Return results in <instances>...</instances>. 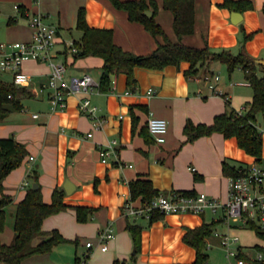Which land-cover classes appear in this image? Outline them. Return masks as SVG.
<instances>
[{
  "label": "crops",
  "instance_id": "obj_1",
  "mask_svg": "<svg viewBox=\"0 0 264 264\" xmlns=\"http://www.w3.org/2000/svg\"><path fill=\"white\" fill-rule=\"evenodd\" d=\"M156 1L159 4L158 23L170 39L177 41L173 13L164 9V0ZM223 1L196 0V30L183 42L198 48L208 43L215 51L230 49L237 54L241 50L244 27L248 34H254L246 43L247 51L256 59L264 60V0H252L255 8L241 13L239 23L233 22L232 11L219 6ZM16 5L25 9L27 18L44 14L59 26L61 37L57 49L61 53L59 60L68 66V78L91 74L100 81L104 66L100 57L75 61L72 54H62L66 45L81 38L76 26L82 7L86 9L90 26L113 29L116 44L127 51L149 55L163 43L162 37L152 36L142 24L132 22L126 11L116 9L109 0H0V7H10L9 16L17 20L15 24L21 17ZM27 18L21 19L31 32L27 36L21 32L22 41L32 38ZM73 31L79 32L77 39H66L64 34L71 32L73 35ZM189 66L183 63L180 68L168 66L163 70L138 68L137 92L130 91L127 77L122 74L113 78L116 84L111 93L78 92L69 96L65 111L54 112L46 89L51 67L35 61L24 64V70L32 77L28 89L34 97L24 99L21 111L13 112L0 122V139L14 137L29 151L22 166L4 180V193L14 199L8 210L15 216L16 204L25 198L29 186L34 184L30 174L37 171L44 202L51 203L54 190H65L64 185L69 180L75 189L71 194L66 193V204L95 207L98 211L88 223L78 222L73 209L47 218L43 224L45 231L59 230L64 237L77 242L58 245L50 253L30 257L23 264H76L77 259L89 251L91 264L128 260L134 244L127 230L124 206L131 197L130 182L141 176L149 177L162 193L196 190L222 201L228 199L229 183L222 171L223 161L238 168L256 163V159L240 148L236 138H225L220 133L184 144L183 130L188 120L211 124L217 115L226 111L225 99L218 92L227 95L237 110L252 100L254 92L241 68L234 72L235 80L232 76L229 81L216 76L219 79L215 77L211 83V77L204 74L188 79L184 72ZM0 80L11 82L12 77L11 80ZM212 85L216 89H212ZM150 88L156 92L152 97L147 94ZM84 97L91 98L100 108L106 120L101 129H96L90 118L81 113L79 103ZM150 112L168 121L169 129L163 144H157L154 139L147 143L141 133L147 127ZM36 114L38 118L34 117ZM133 115L138 117L135 131ZM258 127L261 130L259 122ZM90 132L93 136L87 137ZM114 139L120 141L119 157L111 155L109 162H103L100 147ZM196 175H200L201 180L197 181ZM96 179H99L97 190ZM26 180L29 185L23 187ZM131 219L144 227L141 255L135 264H192L196 250L183 241L187 229L216 221L212 214H166L153 224L149 223L148 217ZM216 222L212 237L229 231L225 222ZM13 224L8 222L0 233L4 244H10L14 239ZM109 225L115 229V238L109 242L108 250L102 251L99 234ZM218 226H223L226 231L220 232ZM212 237L208 239V249ZM42 240L39 238L36 243ZM89 242L94 244L93 248L87 247Z\"/></svg>",
  "mask_w": 264,
  "mask_h": 264
},
{
  "label": "trees",
  "instance_id": "obj_2",
  "mask_svg": "<svg viewBox=\"0 0 264 264\" xmlns=\"http://www.w3.org/2000/svg\"><path fill=\"white\" fill-rule=\"evenodd\" d=\"M112 5L128 13L132 22L142 24L154 37H162L163 43L159 44L156 51L149 55H138L127 51L114 40V30L108 28H96L90 26L84 7L80 8L77 18L76 30L81 32V38L75 40L72 46L66 45L62 54L68 55L72 52L75 61L94 56L104 60L102 74L100 77L99 91L109 94L113 90V78L126 75L127 86L132 92L139 89V81L136 77V69L163 70L168 66L180 68L183 63L190 66L184 74L188 79H194L204 74L205 77L214 75L213 65L216 62L227 66L229 74L241 68L245 72L246 81L253 89V98L247 102L241 110L232 105L230 98L223 95L227 109L224 113L217 115L211 124L195 123L188 120L184 126V144L193 143L196 140L209 137L215 133L222 134L225 138H236L241 149L256 159V163L263 162V133L258 127V117L264 115V66L258 65L256 58L249 54L246 43L253 38L254 34H248L244 27L242 31L244 38L239 53L230 49L215 51L206 43L203 48L186 45L183 40L192 35L196 30V0H164V9L171 11L174 15V30L177 41H173L167 35L163 27L157 21L159 4L156 0H109ZM221 8L232 12L243 13L253 10L255 4L252 0H224L219 4ZM147 11L152 16L146 15ZM264 11V7H263ZM21 17H26L25 9L20 6ZM17 20L10 19L9 24H15ZM75 49V51H74ZM34 94L27 87H18L13 82L0 80V122L4 121L13 112L24 108L23 100L32 98ZM141 109H146L141 106ZM138 124V117L133 115L134 131ZM142 135L147 143L153 142L148 127L142 130ZM29 151L25 144L17 141L14 137L0 139V233L7 225L8 209L14 204L12 196L4 193V180L17 168L22 166ZM222 171L225 176L239 175L237 167L231 165L227 160L223 161ZM196 175L197 181L201 180ZM30 179L39 183V173L32 171ZM96 190L99 179H96ZM130 201L144 207L150 206L153 201L162 194L155 188L153 181L147 176H141L130 182ZM185 196H197L196 190L176 191ZM168 194V192H163ZM66 191L56 188L53 192L52 202L46 203L43 199L41 186L34 189L29 186L25 198L16 204L13 228L15 236L10 244H4L0 239V264H23V262L35 255L50 253L56 246L77 242L64 237L59 230L45 231L44 221L56 214L73 209L80 223H88L98 208L89 206H71L66 204ZM127 216V215H126ZM165 214L154 212L149 217V223L163 218ZM132 216H127V230L130 232L135 248V254L142 250V235L144 227L132 221ZM218 222L204 223L195 228H188L183 241L196 250V259L192 264H209L208 239L213 236ZM264 243V231L252 226ZM42 238L40 243L36 241ZM256 250L264 252L263 245H255ZM239 258L245 259L249 264H264L262 260H251L247 255L241 254ZM81 258L76 264H80ZM118 263V262H117Z\"/></svg>",
  "mask_w": 264,
  "mask_h": 264
},
{
  "label": "built area",
  "instance_id": "obj_3",
  "mask_svg": "<svg viewBox=\"0 0 264 264\" xmlns=\"http://www.w3.org/2000/svg\"><path fill=\"white\" fill-rule=\"evenodd\" d=\"M15 9L20 11V5ZM21 18H27L21 17ZM32 29V38L28 41H16L0 44V73L10 74L13 82L18 87H30L32 77L24 70V64L28 61L46 63L51 67L46 89L49 102L54 112H63L68 108V98L78 92L91 93L99 90L100 82L91 74L82 77L68 78V66L59 60L60 51L57 49L61 30L59 26L49 21V16L35 14L27 18ZM73 44V43H72ZM72 44L70 46H72ZM75 51V49H74ZM218 80L219 78L216 77ZM116 82L113 80V90ZM216 89L215 86H211ZM154 88L147 91L148 96L155 95ZM222 97L223 93L218 92ZM228 97V96H227ZM79 109L82 114L88 116L96 129H101L105 123L100 108L91 98L84 97L80 100ZM38 118V115H34ZM147 127L157 144L166 141L169 124L168 121L157 117L153 112L148 115ZM93 133L87 134L92 137ZM120 141L112 140L109 144L102 145L99 153L103 162H109L111 155L119 157ZM32 159V158H31ZM132 167V166H130ZM237 177L228 176V199L222 201L206 193H198L197 196H185L176 191L168 194L162 193L153 203L144 207L128 201L124 206V214L132 217H150L154 212L162 214H212L215 220H222L228 226L227 232L216 233L221 244L227 249L229 258L237 259L236 264H249L245 259L239 258L241 254L247 255L251 260L264 259V252L257 251L256 256L248 255L246 248L240 246V235L231 230L250 228L252 226L264 231V167L262 164L253 163L238 167ZM29 181H25L23 187H27ZM115 238V229L107 226L99 234L102 251L108 250V244ZM239 245V246H238ZM88 248H93L92 242L87 243ZM91 251L84 254L80 264H91Z\"/></svg>",
  "mask_w": 264,
  "mask_h": 264
},
{
  "label": "rangeland",
  "instance_id": "obj_4",
  "mask_svg": "<svg viewBox=\"0 0 264 264\" xmlns=\"http://www.w3.org/2000/svg\"><path fill=\"white\" fill-rule=\"evenodd\" d=\"M10 7H0V44L1 43H8V42H16V41H22L24 40L23 36H20L21 32L27 36L31 31L28 27V25L20 18L19 22L17 24H9L10 21ZM52 17V16H51ZM51 19L49 17V21L51 22ZM73 35L71 32L65 33V38L68 40L72 39H77V36L79 34L78 31H73ZM244 34V33H243ZM244 38V35H243ZM72 54V52H69ZM235 53V52H234ZM236 71V70H235ZM234 71V72H235ZM214 75L211 77V80L213 83L214 78L216 76H221L223 80H230V77H233L234 79V72L232 75L229 74L228 68L226 65L216 62L214 66ZM0 78H4L6 80H11V75L10 74H3L0 73ZM258 122L260 123L261 126V131L263 133V143H264V116L260 115L258 117ZM262 166L264 167V151H263V162ZM15 215V214H14ZM14 217L8 210V215H7V223H14ZM218 230L220 232L226 231L223 226H218ZM232 233L239 234L240 235V246H244L247 250L248 255L256 256L257 251L255 250V245H263V241L257 237L255 231H253L250 228H243L238 231H232ZM210 246L208 249V253L210 255L209 258V264H236L237 259L234 258H229L227 249L221 244L219 238L217 237H212L210 240ZM239 246V245H238ZM250 250H249V249ZM135 248H133L132 254H130V258L128 260H121V261H115L114 264H135L137 260L139 259L141 252L138 254H134ZM84 255H82L81 258H83ZM118 262V263H117Z\"/></svg>",
  "mask_w": 264,
  "mask_h": 264
},
{
  "label": "water",
  "instance_id": "obj_5",
  "mask_svg": "<svg viewBox=\"0 0 264 264\" xmlns=\"http://www.w3.org/2000/svg\"><path fill=\"white\" fill-rule=\"evenodd\" d=\"M146 15L151 17L152 16V12L151 11H147ZM232 20H233L234 23H239L242 20V14L239 13V12H233L232 13ZM255 62L258 65H260V66H264V60H262V59H256ZM39 187H40L39 183H34L33 184V188L34 189H38ZM64 188H65V191H66L67 194H71L72 191H74L75 186H74V184L72 185L69 180H67L65 185H64ZM134 254H135V251H134Z\"/></svg>",
  "mask_w": 264,
  "mask_h": 264
},
{
  "label": "bare ground",
  "instance_id": "obj_6",
  "mask_svg": "<svg viewBox=\"0 0 264 264\" xmlns=\"http://www.w3.org/2000/svg\"><path fill=\"white\" fill-rule=\"evenodd\" d=\"M249 249V248H248ZM250 250V249H249Z\"/></svg>",
  "mask_w": 264,
  "mask_h": 264
}]
</instances>
